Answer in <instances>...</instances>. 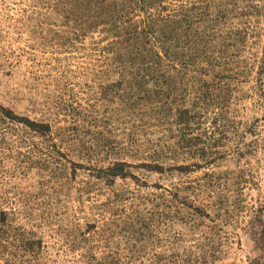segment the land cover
<instances>
[{"label": "rangeland", "instance_id": "374dc122", "mask_svg": "<svg viewBox=\"0 0 264 264\" xmlns=\"http://www.w3.org/2000/svg\"><path fill=\"white\" fill-rule=\"evenodd\" d=\"M161 1L171 16L201 0ZM202 1L212 14L256 8L247 21L210 15L221 68L171 71L169 87H147L151 109L118 85L108 25L81 37L46 5L0 0V107L48 126L0 115V202L46 264H82L79 233L120 264H264V0ZM115 162L127 177H105Z\"/></svg>", "mask_w": 264, "mask_h": 264}, {"label": "trees", "instance_id": "16d2710c", "mask_svg": "<svg viewBox=\"0 0 264 264\" xmlns=\"http://www.w3.org/2000/svg\"><path fill=\"white\" fill-rule=\"evenodd\" d=\"M161 2V0H52L46 4L32 0L33 9L39 8L41 4L46 5L47 11L59 12L62 22L74 25L81 37L98 25H108V37L112 39L109 53L113 55V61L116 63L114 68L121 79L118 85L137 92L138 94L132 98L140 100V106L142 104V107L151 109L157 107L158 103L153 102L151 87L149 90L147 87L149 84H156V80H161L159 86L169 87L170 82H165V77L168 78L171 71L178 69L181 74L177 75L181 76L187 74L202 76L221 68L222 62L220 63V58L215 56L218 50L212 39L213 35L208 36L202 32L203 22L208 21L210 15H214L212 22L215 23L235 17L247 21L254 15L253 9L256 8L251 4L239 3L236 7H224L212 14L209 5L201 0L197 5L180 6L174 15L161 16L158 9L160 7L163 10ZM139 14H146V17L139 20L137 18ZM188 84L191 85L190 88L203 87L205 89L203 94L210 92L205 82L201 85H196V82ZM157 85L153 87H158ZM158 95L164 99L163 105L171 104V100L168 104L166 100L169 93ZM0 115L7 123L32 130L37 127L38 131H34L38 133L48 128L43 124L37 126L28 124L26 118L16 116L1 107ZM124 166L121 162H115L102 173L106 178H125L128 173L124 171ZM146 167L150 171L161 170L156 164ZM7 203L0 202V263L46 264L41 239L29 234L22 225L17 224V214ZM83 234L79 233V241H75L77 246L78 243L87 246L80 248L84 250L80 255L82 264H120L119 260L111 255L98 259L96 254L92 253L95 248L89 245V240L82 238Z\"/></svg>", "mask_w": 264, "mask_h": 264}]
</instances>
